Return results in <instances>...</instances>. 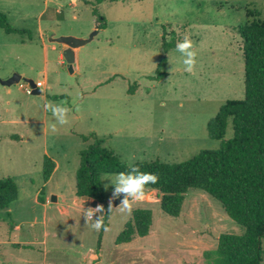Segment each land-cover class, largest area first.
I'll list each match as a JSON object with an SVG mask.
<instances>
[{
	"label": "rangeland",
	"instance_id": "1",
	"mask_svg": "<svg viewBox=\"0 0 264 264\" xmlns=\"http://www.w3.org/2000/svg\"><path fill=\"white\" fill-rule=\"evenodd\" d=\"M94 7L106 19L105 29L97 28ZM248 10L264 20V0H0L10 24L29 29L33 37L0 27V180L10 176L18 189L10 215L0 209V264H206L203 253L216 248L221 233H245L201 189H188L181 212L173 217L161 210L159 193L145 188L143 199L130 200V211L122 210V202L110 205L100 250V231L86 224L85 211L69 208V215L62 214L45 198L57 188L71 193L80 152L93 142L83 135L96 134L127 165L182 163L218 148L221 141L208 137L207 124L227 100L244 97L242 39L236 27L246 24ZM163 24L176 33L178 43L185 36L193 41L191 73L176 48L164 53ZM62 36L91 38L74 49L78 59L72 73L63 56L68 44L55 40ZM163 56L167 77L150 78ZM14 73L41 82L42 92L28 94L23 79L1 83ZM47 104L69 108L68 123L57 124ZM232 136L229 121L225 139ZM45 155L60 165L47 183ZM108 176L101 175L106 198L113 195L116 179ZM139 208L152 212L148 235L114 244ZM98 219L96 214L93 220ZM80 231L86 232L84 238ZM262 248L264 264V238ZM83 251L89 262L79 259Z\"/></svg>",
	"mask_w": 264,
	"mask_h": 264
},
{
	"label": "trees",
	"instance_id": "2",
	"mask_svg": "<svg viewBox=\"0 0 264 264\" xmlns=\"http://www.w3.org/2000/svg\"><path fill=\"white\" fill-rule=\"evenodd\" d=\"M101 2V0H95ZM92 15L97 17V28H106V19L97 8ZM246 24L236 27L242 39L244 60V97L227 100L217 114L208 121L207 134L220 140L216 149L200 151L194 157L182 162H162L160 160L139 161L132 165L139 172L152 173L158 177L156 183L145 188L159 193L161 210L169 216L181 212L184 195L190 188H198L217 199L226 214L245 229L242 235L221 233L217 246L204 251L206 264H261L263 260L262 239L264 238V20L258 13L247 11ZM0 27L6 33L28 35L29 29L13 27L5 12L0 11ZM178 40L175 32L168 33L162 25L161 45L165 54L176 48ZM167 57L160 58L156 72L150 78L160 80L167 77ZM134 83L129 92L134 93ZM53 98H56L53 96ZM231 121L233 136L225 139L226 127ZM93 142L80 152V164L75 172L74 192L76 196H87L105 206L104 223L108 227L111 214L101 181L102 174L129 172L136 175L135 168L122 162L112 150L104 146V140L96 134L83 135ZM55 162L45 155L43 159V179L51 178ZM38 194V201L43 202ZM18 198V189L10 176L0 180V209L7 208ZM152 225L149 209H134L130 219L116 237V243L129 242L134 236L148 235ZM100 231L99 240L102 238Z\"/></svg>",
	"mask_w": 264,
	"mask_h": 264
},
{
	"label": "clouds",
	"instance_id": "3",
	"mask_svg": "<svg viewBox=\"0 0 264 264\" xmlns=\"http://www.w3.org/2000/svg\"><path fill=\"white\" fill-rule=\"evenodd\" d=\"M193 49V41L189 36H185L183 41L178 43L176 45V50L180 52L184 59L183 64L185 65L184 70L186 72L191 73L193 71V68L196 63V52L192 50ZM46 108H49L53 114V116L56 118V123L59 125H64L68 123L67 115L70 111L69 108L56 105L53 106L52 104L45 105ZM52 131H56L55 124L52 125ZM135 168L136 175H132L129 172H119L115 174H109L107 178H110L112 176H115L116 179L112 181V186L114 187V193L113 197L115 198L120 193H127L128 196H131L134 198L133 201H139L144 198L145 196V186L149 183H156L158 180V177L155 174L152 173H145V172H139V167L136 165H129V168ZM105 187H108L107 185ZM122 210H131V202L126 196L123 202L121 203ZM111 211V206L109 208ZM103 211V206H97L96 208L92 209L89 208L85 210L84 217L86 218V224H90L91 229H93L96 232L101 231L102 229L104 231H108L107 226L104 223V217H101L98 220H93V217Z\"/></svg>",
	"mask_w": 264,
	"mask_h": 264
},
{
	"label": "water",
	"instance_id": "4",
	"mask_svg": "<svg viewBox=\"0 0 264 264\" xmlns=\"http://www.w3.org/2000/svg\"><path fill=\"white\" fill-rule=\"evenodd\" d=\"M93 35H91L92 37ZM91 38L89 39H82V38H75L72 36H62L57 39H55L58 42H65L68 44V47L64 50L63 56L67 62L68 70L72 73L73 72V63L75 62V48H78L84 44H86L88 41H90ZM24 80L26 84H28L32 91L31 94H40L41 88H38L36 83L29 78H22L20 74L14 73L10 78L6 80H2L1 83L6 86H10L13 84L19 83L21 80ZM126 195H119L118 197H115L110 201V204L112 206L118 205L119 203L123 202L125 199ZM130 197H128L129 199ZM52 200H56L55 196H52ZM79 204L82 203L85 206H90L92 208H96L97 206L102 205L103 206V211L99 212V215L102 217L105 213V206L103 203H99L97 200H90L89 197L87 196H82L78 201ZM7 209V208H5Z\"/></svg>",
	"mask_w": 264,
	"mask_h": 264
},
{
	"label": "crops",
	"instance_id": "5",
	"mask_svg": "<svg viewBox=\"0 0 264 264\" xmlns=\"http://www.w3.org/2000/svg\"><path fill=\"white\" fill-rule=\"evenodd\" d=\"M77 53H78V51H75V58H76V61H77ZM52 160L55 162V169H54V172H53V174H55L59 169H60V165H59V163L55 160V159H53L52 158ZM52 174V175H53ZM52 177V176H51ZM51 179V178H50ZM47 183V182H46ZM74 185H75V182H74ZM121 194H123V195H126L127 197H130L129 198V200H134V198L133 197H131V196H128V194L127 193H121ZM120 194V195H121ZM52 196H55V198H56V200H52L51 198H52ZM51 199V201H52V205H53V207H51V208H59V207H61V209L63 210V212H62V210H61V212H62V214H67V215H69V211H68V209L69 208H72V209H75V210H78V211H85V210H87V209H89V208H92V207H90V206H85V205H83L82 203H78L77 201L81 198V197H79V196H76L75 195V192H74V186H73V188H72V191H71V193L68 195L66 192H64L63 190H61L60 188H57V190L55 191V192H48V193H46V198L45 199ZM112 199H114V197H113V195L112 196H110L109 198H106V201H107V204H108V206L110 207V201L112 200ZM90 200H92V199H90ZM45 207H48V205H46V203H44L43 204ZM92 209H94V208H92ZM97 215H98V217L99 218H101V216L99 215V213H97ZM110 216H111V214H110ZM96 217V215L93 217V219ZM68 220L69 221H71L72 219L70 218V217H68ZM109 220H108V227H109ZM107 227V228H108ZM16 229H18V227L16 226L15 227ZM104 230H103V232H102V239H103V236H104ZM79 234H80V236L82 237V238H84V236H85V234H86V232L85 231H80L79 232ZM117 237V236H116ZM116 237L114 238V244H116ZM102 239H101V241H102ZM18 245H19V247L18 248H22L20 245H21V243H19V242H16ZM22 243H27V242H22ZM28 244V243H27ZM118 246V245H117ZM98 247L100 248V250H103L102 249V246H101V243H100V240H99V244H98ZM90 248H93V246H90L89 248H88V250L90 249ZM86 251V250H85ZM84 254V251L83 252H81L80 254H79V259L82 261V262H84V263H86V262H89L84 256L85 255H83ZM87 260V261H86ZM23 263H25L26 261H22ZM27 262H29V263H27ZM26 262V264H32V263H30V261H27ZM18 263L20 264V261H18ZM18 263H15V264H18ZM43 264H47V262H44ZM63 264H66V263H63Z\"/></svg>",
	"mask_w": 264,
	"mask_h": 264
},
{
	"label": "built area",
	"instance_id": "6",
	"mask_svg": "<svg viewBox=\"0 0 264 264\" xmlns=\"http://www.w3.org/2000/svg\"><path fill=\"white\" fill-rule=\"evenodd\" d=\"M36 85H37L38 88L42 87V83L41 82H36ZM26 91H27L28 94H31L32 89H31V87L28 84H26Z\"/></svg>",
	"mask_w": 264,
	"mask_h": 264
}]
</instances>
